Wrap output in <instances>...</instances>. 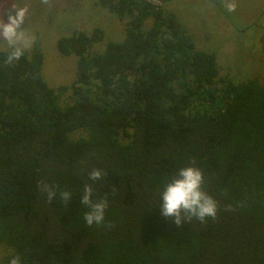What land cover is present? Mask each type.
<instances>
[{
  "label": "trees",
  "instance_id": "16d2710c",
  "mask_svg": "<svg viewBox=\"0 0 264 264\" xmlns=\"http://www.w3.org/2000/svg\"><path fill=\"white\" fill-rule=\"evenodd\" d=\"M98 1L125 37L101 50L102 29L61 37L58 51L77 58L70 87L43 77L39 42L13 65L0 50L5 264H264V85L221 76L217 56L151 0ZM192 161L219 211L177 226L160 193ZM92 168L107 172L94 192L109 207L87 227L79 197ZM45 184L73 198L49 204Z\"/></svg>",
  "mask_w": 264,
  "mask_h": 264
},
{
  "label": "rangeland",
  "instance_id": "374dc122",
  "mask_svg": "<svg viewBox=\"0 0 264 264\" xmlns=\"http://www.w3.org/2000/svg\"><path fill=\"white\" fill-rule=\"evenodd\" d=\"M177 15L199 49L214 53L220 75L236 82L255 80L264 85V0H151ZM234 4V11L229 5ZM26 8L25 27L35 35L44 55L42 75L53 88L76 81V56H63L57 41L77 31L91 34L102 29L104 41H122L126 23L98 0H0V17L13 7ZM6 18V17H5ZM35 43L27 47L31 52ZM10 49L0 40V50ZM71 91L63 97L70 102ZM8 249L0 244V264Z\"/></svg>",
  "mask_w": 264,
  "mask_h": 264
},
{
  "label": "clouds",
  "instance_id": "9594fccd",
  "mask_svg": "<svg viewBox=\"0 0 264 264\" xmlns=\"http://www.w3.org/2000/svg\"><path fill=\"white\" fill-rule=\"evenodd\" d=\"M43 2L47 3L48 0ZM234 9L235 5L230 4L228 10ZM27 16L26 8H16L13 5L4 17H0V40L6 41L11 49L4 61L6 65L20 61L27 47L35 43V35L29 36V28L25 27ZM194 164L192 161L190 166L180 168L160 193L161 215L165 218H174L177 226L192 219L203 223L209 218L216 219L218 215L219 203L204 191L203 186L206 182L204 173ZM106 177L107 172L102 168H92L88 171V182L85 183L79 197L80 204L87 209L83 214L87 227L99 226L105 220L109 202L107 197L95 198L94 186ZM40 190L49 204L58 199L68 205L73 198L71 191L61 189L57 184H45ZM8 264H24L23 257L20 254L13 255Z\"/></svg>",
  "mask_w": 264,
  "mask_h": 264
}]
</instances>
